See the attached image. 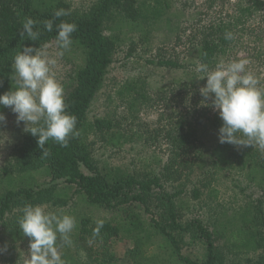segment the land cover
Masks as SVG:
<instances>
[{
	"label": "trees",
	"instance_id": "16d2710c",
	"mask_svg": "<svg viewBox=\"0 0 264 264\" xmlns=\"http://www.w3.org/2000/svg\"><path fill=\"white\" fill-rule=\"evenodd\" d=\"M170 6L171 0H98L88 13L79 15L71 12L70 7L62 0H0V95L12 90L14 82L10 78L11 65L16 53L25 46L39 48L42 44L55 41L56 25L61 22L77 26L72 34L73 44L70 50L80 54L83 61L62 84L68 105L67 112L76 116L79 136L70 138L67 147L49 141L45 148L50 155L43 157L37 137L25 133L17 159L20 171L44 169L49 174V183L53 185L45 189L28 187L24 183L14 186L12 179H9L6 191L0 194V244H7L10 240L16 242L22 237L18 222L14 228L9 227L13 222L9 217L14 214L13 217L18 219L26 204L37 205L47 201L55 206L69 204L65 198H52L57 183L62 181L67 185H76L77 192L84 194L89 203L123 213L121 222L104 221L99 236L95 238L93 230L96 225L89 227L87 218L77 221L78 233L71 235L72 244L68 246L57 241L66 264H111L113 256L109 253V248L101 251L100 244L118 235H127L135 242V247L131 250L136 260L134 264H157L158 258H141L140 254L147 251L145 247L153 236L162 238L170 255L181 264H245L234 257L230 258L224 252L226 244L230 250L234 247L247 254L261 251L257 260L253 262L248 259L246 264H264L263 194L260 198L253 199L252 194L249 197L244 193L247 188L238 185L239 193L244 195L240 197L239 208L228 224L219 229L207 225L199 216L185 219L176 203L182 191L169 192L165 188L166 184L182 181L186 172L195 173L207 167L212 169L207 173L221 172L224 176L239 177L252 190L264 192V150L258 146L221 144L218 140L209 159L211 163L206 160L198 137V126L207 123L219 136L223 122L218 112L205 113L204 110L199 111L197 107H193V113L171 114L161 120L162 125L153 129L146 139L153 144L163 141L166 146L168 160L161 176L140 178L131 173L100 168L92 158L94 142L91 136H96L102 142L109 140L115 147L121 144L123 137L118 130L119 122L114 124L109 119L89 121V111L104 85L118 44L117 38L105 35L104 23L111 14L117 12L129 21L146 24L163 17ZM59 9H64L69 14L57 19L54 13ZM260 11L263 14L264 0H253L252 5L240 7L236 15L203 25L192 32L189 41V47L193 48L195 54L192 66L196 68L198 64H207L214 68L222 63L238 38L243 36L246 23ZM26 18L38 22L34 29L40 32L37 41L20 36ZM261 18L264 22V15ZM48 20L53 21L51 32L44 28V21ZM227 32L232 33L231 40L225 38ZM151 63L175 70H187L191 66L177 58L165 57ZM189 83L191 81L179 83V94L188 89ZM126 91L131 93V108L139 101L143 103L151 100L133 84L128 85ZM164 94L158 93L159 100L168 109L172 99L166 101ZM175 96L179 97L178 94ZM6 109L8 108L0 105V112ZM243 181L239 183H244ZM198 193L199 189L195 190L194 197H198ZM14 210L20 211L14 213ZM145 224L149 230L145 228ZM90 240L93 241L91 244ZM186 240L201 245L202 249L195 255V259L183 253ZM78 251L83 256H79Z\"/></svg>",
	"mask_w": 264,
	"mask_h": 264
},
{
	"label": "rangeland",
	"instance_id": "374dc122",
	"mask_svg": "<svg viewBox=\"0 0 264 264\" xmlns=\"http://www.w3.org/2000/svg\"><path fill=\"white\" fill-rule=\"evenodd\" d=\"M62 1L70 7L71 12L79 15L88 13L98 2V0ZM247 4L252 5L253 0H171V6L163 17L146 24L129 21L117 12L108 17L104 23V33L106 36L117 38L118 44L104 85L89 111V121L109 119L114 124L119 122L118 130L123 137L120 140L121 144L115 147L109 140L102 142L96 136H91L94 142L92 158L95 164L100 168L131 173L140 178L161 176L168 160L166 146L163 141L159 144L146 141L153 129L162 125L161 120L171 114L193 113L194 110L191 109L193 107H197L199 111L204 110L205 113L218 112L212 107L211 100L202 103L204 98L200 89L206 86L207 80L203 79V73H197L192 66L195 63V54L193 48L189 47L191 33L203 25L236 15L240 7ZM261 15H264V11L263 14L261 11L256 13L252 20L246 23L243 36L238 38L234 48L230 50L222 63L227 64L239 59L249 60L248 69L260 79L261 86H264V22L261 20ZM47 44L48 52L57 59L53 72L62 85L70 73L77 66L82 65V57L71 50L60 56L61 50L55 41ZM161 57L177 58L191 66L187 70H175L151 63V61L156 63ZM187 81H191L188 89L179 94V83ZM130 84L145 93L151 100L143 103L139 101L134 108H131L129 105L131 93L126 91ZM160 92L165 93L163 96L166 97V101L172 99L168 109L164 108V102L159 100ZM176 94L179 97H176ZM0 114L6 118L0 121V194L6 191L9 179H12L14 186L24 183L25 186H35L38 189L39 187L51 188L53 184L49 183V174L44 169L20 171L17 159L26 133L25 124L23 122L17 124L16 114L10 108ZM198 127V137L205 151L204 156L207 157L208 163H211L209 159L219 136L207 123L200 124ZM209 171L212 169L207 167L195 173L188 171L184 174L182 181L165 185L169 192L182 191L176 203L185 219L199 216L207 225L224 228L233 213L237 212L241 203L240 197L244 196L239 193L238 185L244 189L247 188L244 193L247 196L252 194L253 199L264 195L261 190H252L250 185L246 186L239 177L224 176L221 172L207 173ZM240 181L245 184H240ZM203 185L206 186L202 187ZM198 189L199 195L194 197V191ZM56 196L67 199L69 204L55 206L50 201L42 203L48 205V211L74 216L76 221L87 218L90 222L89 227L96 225L97 220L118 223L123 218L120 210L107 209L89 203L84 194L77 192L76 185H67L62 181L57 183L52 198ZM19 211L14 210V213ZM13 215L9 217V220L13 221L9 224L10 228H14L18 222ZM143 218L145 219V216ZM145 228L149 230L146 224ZM77 233L76 226L72 234ZM164 243L162 238L153 236L151 242L145 247L147 251L140 253L141 258L146 256L158 258L157 264H181L170 255ZM185 243L184 255L195 259V255L197 256L202 249L201 245L192 244L190 240H186ZM134 244L135 242L131 241L129 236L118 235L113 236L109 241L102 242L100 249L103 251L109 248V253L113 256L111 264H134L136 260L131 251L135 247ZM5 247L6 251L0 254V264H27V258H29L27 237L22 235L16 242L10 240L7 244H0V248ZM224 252L230 258L234 257L245 264L248 259L254 262L262 253L258 251L247 254L234 247L230 250L227 244ZM78 253L79 256H83L82 252L78 251Z\"/></svg>",
	"mask_w": 264,
	"mask_h": 264
},
{
	"label": "clouds",
	"instance_id": "9594fccd",
	"mask_svg": "<svg viewBox=\"0 0 264 264\" xmlns=\"http://www.w3.org/2000/svg\"><path fill=\"white\" fill-rule=\"evenodd\" d=\"M69 13L64 9L56 10L59 19ZM38 22L26 18L21 38L37 41L40 32L34 30ZM44 28L51 32L53 21H44ZM55 42L60 56L70 50L73 44L72 34L77 30L74 23L61 22L56 25ZM231 40L232 33H225ZM48 44L39 48L25 46L13 58L11 80L12 90L0 95V105L10 108L16 114L17 124H25L24 131L37 137L42 156L50 152L45 148L49 141L67 147L70 138L79 136L76 129L77 118L67 112L64 88L53 72L57 59L48 52ZM247 59L219 63L214 68L207 64H198L197 73H203L206 86L200 89L205 103L212 101V107L218 111L222 120L219 129V142L235 146H258L264 150V86L260 79L248 69ZM2 87V82H0ZM6 118L0 114V121ZM18 218L19 229L29 239V258L27 264H66L62 258L58 239L64 245L72 244L71 234L77 226L74 216L62 212L48 211L46 204H26ZM93 238L98 237L104 226L103 220H97ZM93 241L90 240L91 244ZM6 251L0 248V254Z\"/></svg>",
	"mask_w": 264,
	"mask_h": 264
}]
</instances>
